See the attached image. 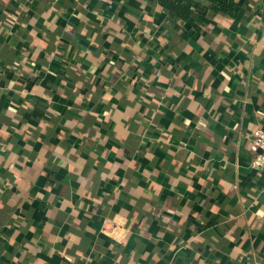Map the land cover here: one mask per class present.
<instances>
[{"label":"crops","instance_id":"obj_1","mask_svg":"<svg viewBox=\"0 0 264 264\" xmlns=\"http://www.w3.org/2000/svg\"><path fill=\"white\" fill-rule=\"evenodd\" d=\"M256 131L264 0H0V264H264Z\"/></svg>","mask_w":264,"mask_h":264},{"label":"built area","instance_id":"obj_2","mask_svg":"<svg viewBox=\"0 0 264 264\" xmlns=\"http://www.w3.org/2000/svg\"><path fill=\"white\" fill-rule=\"evenodd\" d=\"M251 152L252 158L250 166L260 172L264 178V132L256 131L254 133L251 144Z\"/></svg>","mask_w":264,"mask_h":264},{"label":"trees","instance_id":"obj_3","mask_svg":"<svg viewBox=\"0 0 264 264\" xmlns=\"http://www.w3.org/2000/svg\"><path fill=\"white\" fill-rule=\"evenodd\" d=\"M166 7H168L167 4H165ZM171 9H173V6L171 7ZM15 20V15L9 13V12H6L5 13V18L4 20L2 21L4 27H6L7 29H9L12 25V23L14 22Z\"/></svg>","mask_w":264,"mask_h":264}]
</instances>
